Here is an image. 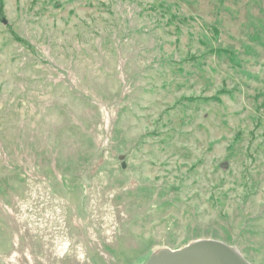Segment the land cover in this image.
<instances>
[{
  "label": "rangeland",
  "instance_id": "1",
  "mask_svg": "<svg viewBox=\"0 0 264 264\" xmlns=\"http://www.w3.org/2000/svg\"><path fill=\"white\" fill-rule=\"evenodd\" d=\"M199 240L264 264V0H0V264Z\"/></svg>",
  "mask_w": 264,
  "mask_h": 264
},
{
  "label": "water",
  "instance_id": "2",
  "mask_svg": "<svg viewBox=\"0 0 264 264\" xmlns=\"http://www.w3.org/2000/svg\"><path fill=\"white\" fill-rule=\"evenodd\" d=\"M119 160L122 157H118ZM124 168V165H121ZM144 264H250L234 248L218 241L199 240L178 250L162 249Z\"/></svg>",
  "mask_w": 264,
  "mask_h": 264
}]
</instances>
